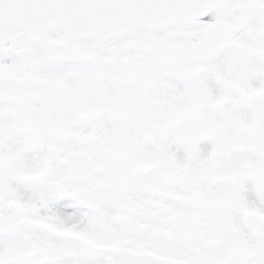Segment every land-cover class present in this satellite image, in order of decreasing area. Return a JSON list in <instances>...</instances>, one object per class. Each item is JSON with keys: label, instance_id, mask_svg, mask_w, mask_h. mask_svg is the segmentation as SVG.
I'll use <instances>...</instances> for the list:
<instances>
[{"label": "snow or ice", "instance_id": "snow-or-ice-1", "mask_svg": "<svg viewBox=\"0 0 264 264\" xmlns=\"http://www.w3.org/2000/svg\"><path fill=\"white\" fill-rule=\"evenodd\" d=\"M0 264H264V0H0Z\"/></svg>", "mask_w": 264, "mask_h": 264}]
</instances>
